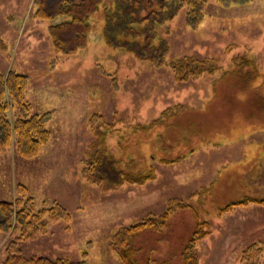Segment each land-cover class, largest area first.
<instances>
[{"label":"rangeland","instance_id":"1","mask_svg":"<svg viewBox=\"0 0 264 264\" xmlns=\"http://www.w3.org/2000/svg\"><path fill=\"white\" fill-rule=\"evenodd\" d=\"M92 18L86 47L65 56L54 50L48 22L35 17L33 0H0V72L27 75L23 98L31 114L50 115L49 140L35 156L18 154L14 138L0 148V199L14 200L20 185L36 209L58 204L69 215L46 219L44 232L16 240L17 247L26 257L121 264L110 246L115 231L211 186L194 195L193 209H175L161 232L139 235L150 246L146 255L179 264L196 222L207 220L212 231L192 250L198 264H243L242 251L264 242V205L251 202L221 215L218 209L264 198V0L229 6L207 0L196 28L185 25L183 12L156 26L169 59L216 61V73L186 81L112 48L101 34L102 10ZM234 57L245 60L233 64ZM94 113L112 123L111 151L123 153L138 174L152 166V179L102 190L82 177ZM15 115L9 108L11 121ZM116 136L125 138L118 143ZM180 155L174 163L159 159ZM17 234L13 224L0 232V264ZM256 264H264V255Z\"/></svg>","mask_w":264,"mask_h":264},{"label":"trees","instance_id":"2","mask_svg":"<svg viewBox=\"0 0 264 264\" xmlns=\"http://www.w3.org/2000/svg\"><path fill=\"white\" fill-rule=\"evenodd\" d=\"M217 1L229 6L244 4L249 0ZM206 2L207 0H33V5L35 17L48 22L47 34L57 53L69 56L85 48L92 30V17L101 9L104 17L101 34L108 45L125 51L137 60H144L155 66H165L172 72L175 80L186 81L204 73H216L219 69L216 61L211 57L198 58L191 55L169 59L167 40L164 35H157L156 26L171 21L183 12L185 25L196 28L203 20ZM244 60L243 57H234L233 64L242 63ZM27 84L28 76L25 74L14 71H8L7 74L0 72V148L8 147L11 138H14L17 153L32 157L49 140L50 133L46 123L50 115L31 114V107L23 98ZM256 88L253 89L260 90ZM262 90L264 91V88ZM9 108L16 111L12 121L8 117ZM256 108L258 109L257 106ZM88 127L93 139L82 169V177L85 180L96 184L102 190H108L126 182L141 184L155 176L152 166H149L147 172L138 174V171L129 167L128 159L123 157V153L117 157L116 152L111 151L112 123L101 113H94L90 117ZM142 128L146 129L148 126ZM123 136H116L118 143L125 138ZM181 158L183 155L173 159H159L162 162L174 163ZM210 188L211 186H202L187 199H170L164 212L147 214L139 222L115 231L110 246L120 263L172 264L171 258L152 260L147 256L150 246H146L139 235L146 231L161 232L175 209H193L194 195L198 198ZM25 191L24 186L22 189L19 185L14 200L0 199V232L9 230L13 224L15 232L18 233L17 239L12 240L7 248V257L2 264H85L82 261L72 262L64 257H26L21 253L16 240L32 238L44 232L46 219H67L69 216L58 204L36 209L32 197L26 195ZM251 202L264 205V198L245 197L231 201L220 207L218 214ZM209 225L207 220L196 222L195 229L180 252L179 264H198V258L192 250L197 241L212 231ZM263 255L264 242H254L242 251L241 260L243 264H256Z\"/></svg>","mask_w":264,"mask_h":264}]
</instances>
